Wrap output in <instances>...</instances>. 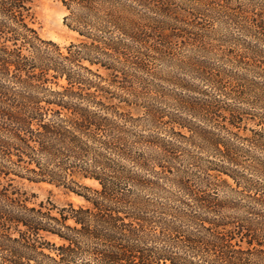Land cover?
Returning <instances> with one entry per match:
<instances>
[{
    "label": "trees",
    "instance_id": "trees-1",
    "mask_svg": "<svg viewBox=\"0 0 264 264\" xmlns=\"http://www.w3.org/2000/svg\"><path fill=\"white\" fill-rule=\"evenodd\" d=\"M59 1L0 0V264H264V0Z\"/></svg>",
    "mask_w": 264,
    "mask_h": 264
},
{
    "label": "rangeland",
    "instance_id": "rangeland-1",
    "mask_svg": "<svg viewBox=\"0 0 264 264\" xmlns=\"http://www.w3.org/2000/svg\"><path fill=\"white\" fill-rule=\"evenodd\" d=\"M34 10L36 28L43 39L52 40L63 46L76 41L77 35L64 24L66 10L59 0H34ZM85 183L96 186V183L91 180H86ZM31 187L38 194L39 200L51 198L57 204L68 201L81 202L78 197L68 194L62 187L48 183L33 184Z\"/></svg>",
    "mask_w": 264,
    "mask_h": 264
}]
</instances>
